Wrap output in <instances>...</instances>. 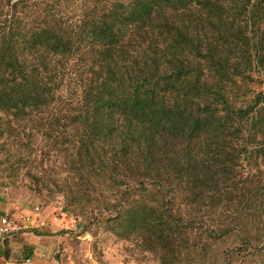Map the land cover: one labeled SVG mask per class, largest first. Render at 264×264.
<instances>
[{
  "label": "trees",
  "instance_id": "16d2710c",
  "mask_svg": "<svg viewBox=\"0 0 264 264\" xmlns=\"http://www.w3.org/2000/svg\"><path fill=\"white\" fill-rule=\"evenodd\" d=\"M10 2L0 20V147L26 130L53 139L56 152L68 143L76 184L106 192L86 218L146 230L140 236L157 252L183 227L181 189L202 220L225 199L234 157L255 152L262 183L246 179L232 222L194 228L212 238L238 234L240 250L260 252L264 264V91L245 106L232 101L238 79L264 66V0ZM76 57L87 76L61 113L55 68ZM148 191L151 198H140ZM69 192L79 199L80 190ZM256 209L262 218L251 233L241 212Z\"/></svg>",
  "mask_w": 264,
  "mask_h": 264
},
{
  "label": "rangeland",
  "instance_id": "374dc122",
  "mask_svg": "<svg viewBox=\"0 0 264 264\" xmlns=\"http://www.w3.org/2000/svg\"><path fill=\"white\" fill-rule=\"evenodd\" d=\"M14 1L11 0L10 3ZM8 9L7 0H0V20L7 15ZM77 58L63 67L55 68V87H60L63 95L62 102L56 111L61 110V113L67 109L68 103H76L80 95L81 81L87 76L86 62L83 58ZM65 62L62 61L63 64ZM232 90L235 94L232 99L233 103L237 106H245L256 93L264 91V66L253 65L243 79H238V83L233 86ZM4 128L7 129V126L4 125ZM41 128H35L38 135L41 134ZM13 129L16 128L8 127V131L12 133ZM29 132L30 130H26V133L22 134V140L8 135L4 147H0V187L8 189L14 197L26 200L31 206L41 207L50 204L58 210L59 215L62 212L66 214L69 224L67 228H62L57 233L68 234L65 246L68 249H64V245L58 247V254H65L64 257L68 261L72 259L76 264H225L224 253L229 250L231 264H262L263 255H259L260 252L253 251L254 256L251 257L249 252L240 250L242 242L238 234L233 232L212 238L201 227L194 228L200 221H205V225L209 226L232 222L231 217L236 210L237 202L247 185H250L246 184V179L251 175L258 176L262 170L263 157L261 155L251 152L248 155L243 153L238 158L234 157L231 164L234 170L232 171L233 176L226 186L228 188L225 189L223 195L225 199L219 204L220 206L211 209L202 220H199L202 213L196 210L197 206L189 205L184 200L187 192L182 188L183 194L179 197L178 203L183 227H178L176 238L170 240L168 245L162 242L166 251H163L160 245L161 251L157 252L147 248L153 245V242L149 240L146 243L143 242L140 235L144 230L140 227L138 230L141 231H135L136 233L126 232L127 226L117 221L107 223L102 219H96V216L92 217L94 219L91 218L92 221L87 219L85 215L91 216V213L98 212L100 201H103L106 195L104 187L99 188L94 182V185L88 183L77 185L75 178H72L75 170L67 163L69 157L65 156V148L69 147V144L62 146L60 152H56L53 139L44 140L41 136L33 137L28 134ZM240 141L242 139H239V143H234L236 149L240 148ZM231 151L234 153V148ZM19 156H21V161H18ZM37 179L40 180L37 182ZM261 183L258 176L253 178L251 184L261 185ZM77 189L80 190L79 199L76 197L69 199L67 196L69 191ZM141 196L151 198L150 191L141 194L140 198ZM70 200L74 201L69 204ZM71 209H74V212H71ZM83 210L87 214L80 212ZM241 215L251 233L256 231L258 221L262 218L261 211L256 209V216H247L246 211L241 212ZM189 222L193 223V226L187 227ZM85 225L89 226L86 230L83 229ZM144 232L148 237L150 236L146 230ZM172 247L178 250L172 252Z\"/></svg>",
  "mask_w": 264,
  "mask_h": 264
},
{
  "label": "crops",
  "instance_id": "0c3cea01",
  "mask_svg": "<svg viewBox=\"0 0 264 264\" xmlns=\"http://www.w3.org/2000/svg\"><path fill=\"white\" fill-rule=\"evenodd\" d=\"M40 209L38 216L47 221L44 227L24 218L34 212V206L0 187V264H76L58 254L60 245L68 249V234L57 233L69 224L66 214L59 215L50 204Z\"/></svg>",
  "mask_w": 264,
  "mask_h": 264
},
{
  "label": "built area",
  "instance_id": "2783aa9c",
  "mask_svg": "<svg viewBox=\"0 0 264 264\" xmlns=\"http://www.w3.org/2000/svg\"><path fill=\"white\" fill-rule=\"evenodd\" d=\"M40 212H41L40 207H39V206H35V207H34V212H33L32 214L26 215L24 218H25V220H26L27 222H29V223L33 222L34 219H35V221L38 222V225H39L40 227H44V226L47 225V221H45L44 218L42 219V218H40V217L38 216V214H39Z\"/></svg>",
  "mask_w": 264,
  "mask_h": 264
}]
</instances>
